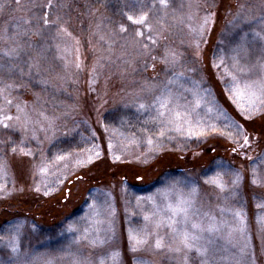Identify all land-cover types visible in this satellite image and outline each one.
<instances>
[{"label":"rangeland","instance_id":"rangeland-1","mask_svg":"<svg viewBox=\"0 0 264 264\" xmlns=\"http://www.w3.org/2000/svg\"><path fill=\"white\" fill-rule=\"evenodd\" d=\"M33 2L29 3V8L21 7L23 13L17 12L21 11L20 7L11 5L12 12L16 11L15 17L3 15L9 7L0 14V51L15 46L8 39L12 36L25 48L18 59L0 58V82L15 86L10 93L13 106L9 114L15 116V104L21 103L27 105L25 111L34 122L27 133L16 121L11 122L17 126L16 130L0 127V164H3L0 172V264H47L50 258L55 259V264H71L72 257L64 256V253L78 232L82 233L89 226L87 217L93 215L90 208L93 203L100 209L97 219L104 221L95 227L100 229L99 236L106 243L93 248L81 241L72 244L71 252L79 253L91 264H99L100 258H104L106 264H184L183 253H169L166 249L157 251L151 244L135 253L129 250V229L139 232L145 224L144 215L153 211L146 200L138 206L137 197H147L157 188L164 187L165 182L174 180L197 181L200 188L198 207L202 212L215 215L218 221L226 220L239 227V221L231 211L243 213L246 239L239 232L234 233L235 247L225 246L224 241L217 239L215 245H208V264H237V261L264 264V109L245 119L227 91L232 84L231 75L239 76L234 63L252 68L253 76L260 75V65L264 64V0H238L227 14L221 30L208 37V46L211 43L208 56L200 54L208 36V24L202 36L193 29H199L205 16L210 18L208 11L215 4L212 0H167L166 9L155 0L153 11L149 8L154 0H115L111 11L100 17H77L78 2L63 0L61 7L58 2L57 7L55 3L50 8L49 21L59 17L60 25L71 33V37L63 34L62 39L57 37L54 27L51 31L43 30L40 36L31 32L29 36H16L14 25L17 22L21 31L37 30L40 13L35 4L36 10H33ZM142 12H148L153 34L161 37L154 52L158 57L154 68L151 60L138 55L132 41L139 26L131 25L126 16ZM94 18L96 20L92 21ZM24 20L30 23L25 25ZM121 25L128 31L121 33ZM40 27L43 29L42 21ZM197 40L199 49L195 47ZM65 48L69 50L67 53L63 51ZM166 49L177 54L179 62L174 71L184 73L181 83L192 88L193 81L197 82L206 102L213 107L210 115L200 110L206 123L230 131L224 129L223 119H217L219 113H225L241 126L250 147L240 148L235 154L237 145L217 132L199 141L184 143L177 140L167 143L164 149L149 152L144 134H132L120 127L118 116L125 111L145 120L147 113H138L136 102L148 98L146 88L153 83L159 87L173 74L170 66L166 70L159 62ZM61 55L69 61L67 69L64 60L59 59ZM77 55L81 70L75 67ZM202 56H206L205 62L200 61ZM31 62L39 63V75L35 69L28 74ZM39 80H46L47 86L37 83ZM185 95L192 98L190 93ZM0 104H3L2 100ZM41 112L49 117H59L54 133L40 131V125L47 129V123L39 115ZM32 128L37 139L31 138ZM74 134L91 141V149L59 153L67 157L59 162H54L58 154L47 157L52 142ZM133 138L137 143L130 142ZM22 139L25 151H30L31 156L21 155L19 149L12 153L11 148L20 145ZM96 150L100 152L99 158L95 156ZM89 156L92 157L90 163ZM117 156L119 160L115 159ZM42 162L49 165L46 175L39 173ZM171 164L176 165L170 167ZM223 169L240 173L236 196L231 191L233 176H224L229 190L222 193L204 184L206 177ZM254 178L256 184L252 183ZM37 187L39 191H36ZM110 208L115 210L114 216L109 214ZM221 208L226 209L223 214ZM70 224L78 232H67ZM17 229L19 252L14 254L8 244ZM227 231L225 228V234ZM95 235L93 232L92 236ZM245 244L247 254L241 258L240 249ZM115 252L120 256L114 261L111 256ZM203 259L205 257L193 251L188 254L187 264H201Z\"/></svg>","mask_w":264,"mask_h":264},{"label":"snow or ice","instance_id":"snow-or-ice-1","mask_svg":"<svg viewBox=\"0 0 264 264\" xmlns=\"http://www.w3.org/2000/svg\"><path fill=\"white\" fill-rule=\"evenodd\" d=\"M158 2L161 8L166 9L168 7L167 0H158ZM15 3L19 5L20 0H15ZM6 7H9L8 0H0V14L3 13ZM47 7H52L51 0H49ZM154 9L155 0L152 8H149V11H153ZM126 16L131 25L139 26L135 30V38L132 41L133 45L137 48L138 55L145 57L146 60H151L154 68L155 62L158 59V57L154 55V52L156 51L161 37L158 34H153L152 25L149 23L148 12H142L136 16L126 14ZM209 19L208 16H205L204 23L200 25L198 30L193 29V31H198L199 35L202 36L205 32L206 25L209 23ZM59 20L60 18L57 17L56 20L50 22L48 15L45 13L37 21V30L35 32H32L31 29H24L21 31V25L17 22L14 25L16 36H29L30 32L32 35L40 36L43 30L51 31L52 27H54L57 37L62 39L63 37L61 34L71 37V33L60 25ZM41 21L43 29L40 27ZM23 23L27 25L30 21L24 20ZM119 31L125 33L128 31V28L121 25ZM8 39L12 40L15 46L0 51V58L9 57L18 59L20 55L25 52L24 45L16 40L15 36L8 37ZM100 39L103 40L104 37L101 36ZM76 44H79L78 40ZM29 47H31L30 44ZM56 47L58 51L61 50L59 44H57ZM111 47L112 45L109 44V49H111ZM195 47L199 49V40H197ZM63 51L67 53L69 50L65 48ZM76 51L79 53V48H77ZM59 59L64 60V67L67 69L69 61L65 59L64 55L59 56ZM76 60L75 67L77 70H81L82 65L79 55H77ZM159 62L165 65L166 70L170 66L171 69H173V74L159 87H157V84L153 83L150 87L146 88L145 91L148 94V98L139 99L136 102L137 112L140 114L147 113V118L144 120L145 127L142 129V132L144 133V142L148 145L149 152H156L157 150L164 149L167 143H174L177 140L184 143L192 140L199 141L207 135L217 132L222 136L232 139L233 143L237 145V147L234 148L235 152H238L240 148L250 147L249 138L243 133L241 126L232 122L225 113H219L217 119H223L224 129L230 131L225 132L219 130L214 123H206L200 110L203 109L205 115H210L213 112V107H210L208 102H206V97L201 94V89L197 82L193 81L194 86L192 88H187L181 83L184 73H177L174 71L176 64L179 62L177 54L174 51L166 49L164 55L160 57ZM221 63H223L222 60ZM213 66L219 67L217 64ZM0 67H2V65H0ZM233 67L236 73H239V76L236 74L231 75L232 84L227 91L240 114L244 116L245 119H250L254 113L264 109V64L260 65L259 76H253V69L250 67L239 66L236 63H234ZM144 68L147 70V63H145ZM33 69H35L37 75H39L40 65L38 62H31L28 64L29 75H31ZM9 71H11V69H9ZM20 75H24L23 70H21ZM37 83L47 86L48 82L46 80H39ZM14 87L13 84H3L0 82V100L3 101V104H0V127L3 129L16 130L17 126L11 123L12 121H16L23 132L27 133L30 131V126L34 123L25 111L27 105L17 103L15 104L16 115L13 116L9 114L13 106L10 93ZM5 93H8V95ZM185 93H190L192 98L189 99ZM39 115L43 121L47 123V129H45L43 125H40V131H52L54 133L56 121L59 117H49L43 112L39 113ZM36 123L38 124L39 121ZM31 130V138L37 139L35 129L32 128ZM236 137H240L241 139L238 140ZM130 142L137 143L135 138ZM23 145L24 140L22 139L20 145L11 148L12 153L15 154L17 149H19L21 155L31 156L32 153L30 151H25ZM111 148L112 145L110 143L109 150H111ZM95 156L99 158V150L95 151ZM65 159H67L66 155L58 154L54 162L63 161ZM115 159L119 160L120 157L117 156ZM248 159H251V157H248ZM91 160L92 157L89 156L88 162L90 163ZM48 168L49 165L42 162L39 167V173L46 175ZM2 171L3 164H0V172ZM226 175L234 177L231 181V191L232 195L236 196L237 193L235 189L241 179L240 173L238 172H230L228 169L217 170L213 175L204 179V184L218 189L221 193L228 191V185L223 179ZM255 175L256 172L255 169H253V176L255 177ZM139 179L142 180L143 177H139ZM252 183L256 184L257 180L254 178ZM0 190H2V186H0ZM39 190L40 189L37 187L36 191ZM199 192L200 188L197 181L174 180L165 182L164 187L157 188L154 193L147 197H137L138 206L142 201L146 200L152 205L153 211L144 215L143 219L145 224L139 232L129 229V250L135 253L140 248L151 244L157 251L166 249L169 253H183L184 264H187L188 254L195 251L199 256L205 257L201 264H208L206 259L208 245H215L217 239L224 241L225 246L230 244L233 247L236 246L233 239L234 233L239 232L241 236L246 239L243 213L238 210H229L231 211V215L239 221V227L229 224L226 220L218 221L215 215L208 211L202 212L201 207H198ZM45 194L47 195L48 193L46 192ZM90 208L93 210V215L87 217L89 226L84 228L82 233H79L78 229L72 224L67 227L66 231L69 233L78 232L72 244H79L81 241H86L93 248L101 247L106 241L100 238V229L95 227V225L102 224L104 221L97 219V217L100 216V209L96 203L90 205ZM225 211L226 209L224 208L220 209L221 214ZM109 214L114 216L115 210L110 208ZM109 227H111V224H109ZM225 228L228 229L226 234L224 232ZM165 229L167 231H165ZM93 232L96 233L94 237L92 236ZM18 236L19 229H17V234L13 236L8 244V247L14 254L19 252ZM72 244L68 245L69 250L64 253V256L72 257L71 264H91V261L81 258L79 253L70 251ZM246 247L247 245L245 244V247L240 249L241 258L247 254L245 251ZM224 250L227 251V247H225ZM64 256L60 258L63 259ZM119 256L120 253L115 252L112 253L111 258L115 261ZM33 260L35 261V258H33ZM47 264H55V259L50 258ZM99 264H106L105 259L100 258ZM237 264H241V262L237 261Z\"/></svg>","mask_w":264,"mask_h":264},{"label":"trees","instance_id":"trees-1","mask_svg":"<svg viewBox=\"0 0 264 264\" xmlns=\"http://www.w3.org/2000/svg\"><path fill=\"white\" fill-rule=\"evenodd\" d=\"M63 0H51V4L52 7L55 5L56 3V7L58 6V2L60 7L62 6L61 2ZM66 1V3H68V0H64ZM115 0H76V2H78V6H77V10L75 11V13L77 14V17H81V16H106L105 14L109 13V11H111L112 7L114 6ZM214 1L215 4H213V7H211L208 11L209 12V23H208V36L207 39L205 41V44L201 46L200 48V54H204L206 56H208V53L210 51V45L208 46V42H209V36L217 34L223 24L225 23L227 14L229 13V11L235 7L238 3V0H212V2ZM32 0H20V4L17 5L15 3V0H8V4H9V8L11 7V5L15 8V7H20L21 11H17L19 13H23V9L22 8H26V7H30V4ZM46 3V4H45ZM49 3V0H34L33 2V10H36V6L40 9L36 10L38 12V14L40 15L39 18L43 15V14H47L48 18L50 19V8L47 7ZM36 6H35V5ZM22 7V8H21ZM51 7V8H52ZM49 9V10H48ZM56 9V8H54ZM6 12V10H5ZM73 13V12H72ZM70 13V16L71 14ZM7 14L8 16L10 15L11 17H15L16 11H14V13L12 12V9L10 8L6 13H4L3 15ZM81 14V15H80ZM15 15V16H14ZM121 15H123L122 11H121ZM97 17V18H98ZM11 19V18H10ZM9 19V20H10ZM96 20V18H94L92 21ZM19 21V19H18ZM83 24V23H82ZM207 47V49H206ZM206 56H202L203 58L200 60L202 61H206L207 58ZM205 67V65H204ZM206 68H207V63H206ZM108 113H117V112H108ZM124 114L118 116L119 119H121V126L122 128H124L125 130H127L128 132L132 133V134H144L142 132V129L145 127L144 125V119L139 116V115H134L131 112L125 111L122 112ZM109 114H107L106 116H108ZM92 143L91 141L83 138L80 134H74L69 138H62V139H58L55 140L54 142H52L50 144V146L47 149V157L50 158L54 155H57L59 153L62 152H82V151H87L89 149H91ZM235 154H238V152H235ZM174 164H171L170 167H172ZM176 165V164H175ZM174 165V167H175Z\"/></svg>","mask_w":264,"mask_h":264}]
</instances>
